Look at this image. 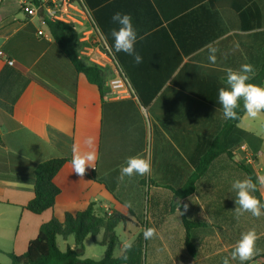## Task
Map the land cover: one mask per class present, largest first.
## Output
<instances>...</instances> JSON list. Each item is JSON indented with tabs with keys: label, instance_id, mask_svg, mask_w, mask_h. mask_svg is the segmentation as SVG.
<instances>
[{
	"label": "crops",
	"instance_id": "crops-1",
	"mask_svg": "<svg viewBox=\"0 0 264 264\" xmlns=\"http://www.w3.org/2000/svg\"><path fill=\"white\" fill-rule=\"evenodd\" d=\"M21 1L30 3L28 0H0V74L6 72L0 83V255L3 257L0 264H10L7 254L23 255L29 242L38 236L41 226L53 217L63 222L66 213L76 214L91 203L96 204V212L100 215L118 211L128 218L124 224L125 233L132 239H119V256L125 252L126 243L132 244L146 228L153 227L157 232L156 237L144 240V264H222L224 257H230L242 233L255 229L260 237L257 248L261 251L246 264L264 263L259 257L264 254V216L256 218L244 213L237 218L236 193L230 202H221L219 197L214 200L212 193L199 190L204 178L197 183L196 191L183 199H178L172 190L167 189L168 186L178 188L185 184L191 154L197 151L202 137L213 138L224 122L221 106L212 105L202 95H196L197 89L195 94L188 91L189 86H195L199 87V93L205 94L201 81L188 79L186 73L178 80L175 77L186 64L227 73L230 68L238 70L242 64L250 63L256 75L264 62V0H255L259 9L249 13H244L249 4L234 9L225 1L210 9L218 12L217 18L231 26L230 32L189 57H184L182 66L167 80L153 102L148 107L137 106L146 126V145L144 152L136 156L147 158L148 147L154 150L153 159L148 158L152 164L150 175L128 177L131 180L124 177L121 180L120 170L125 166L124 162L115 172L102 176L105 183L113 188L112 193L105 184L88 176L94 168H88L86 174L80 177L68 162L54 179L61 190L54 208L40 215L26 208L34 198L30 174L22 166L15 168L19 174L11 172L9 163L4 159L9 153H14L34 166L53 158L72 160L73 149L76 148L80 152L95 151L98 157L96 168L100 157L102 103L97 87L75 71L55 44L48 28L41 25L43 12L30 17L23 12ZM47 1L42 0L43 3ZM162 2L166 12H174L188 3L187 0ZM238 3L240 6V2H236V5ZM156 10L160 13L158 8ZM182 14L169 21L161 15L166 31L163 32V39L167 37L168 43H158L164 52H160L162 61L158 63L154 59L147 67L152 72H158L160 77L174 61L170 51L166 53L171 48L169 38L175 40L170 22L178 20ZM203 17L198 20L205 21ZM257 22L262 23L261 28L242 31L243 25ZM91 26L93 22L89 17L80 30ZM175 29L180 37L186 38L188 35L184 22ZM40 30L44 35H38ZM152 41L157 43L161 40ZM152 43L136 51L141 56L149 55ZM209 46L217 49L215 63L209 60ZM127 57L133 60L129 55ZM8 61L14 65L10 66ZM107 67L115 69L113 62H107ZM136 69H143L142 65ZM220 81L226 86L224 79ZM145 83L152 85L153 81L150 79ZM129 85V94L118 98L112 95L110 84L106 83V99L136 100ZM261 115L252 119L246 113L232 134L233 145H239L233 151V160L248 166L256 180L264 175V113ZM89 138L93 141L91 146L86 143ZM226 159L222 156L216 162ZM153 167L160 168L161 174L156 178L153 177ZM135 183L139 187H146L148 192L151 205L146 211L127 205L130 199L139 200L137 194L133 193L134 189L137 190L132 186ZM143 183L145 185H141ZM152 186L158 190L151 191ZM259 190L264 203V187H259ZM185 204L187 211L184 210ZM184 218L195 224L189 231L191 249L186 243ZM71 237L66 240L58 237V246L62 240L67 242V247L74 248V244L68 243ZM230 264L240 262L236 260Z\"/></svg>",
	"mask_w": 264,
	"mask_h": 264
},
{
	"label": "trees",
	"instance_id": "trees-1",
	"mask_svg": "<svg viewBox=\"0 0 264 264\" xmlns=\"http://www.w3.org/2000/svg\"><path fill=\"white\" fill-rule=\"evenodd\" d=\"M35 6H39L42 0H28ZM225 4L234 9H240L249 4L244 13L257 11L258 3L255 0H187L184 6L176 11H165L162 0H82V5L86 8L96 31L108 46L114 68L118 71L130 89L133 91L132 97L128 100H108L104 88L110 79H113L115 72L110 67L102 68L91 64L80 57L79 32L73 27L55 20H47V28L55 44L63 51L70 61L75 71L83 74L88 83L94 85L99 90L102 103V131L100 143V157L97 167L88 176L107 186L113 193V188L102 179L105 173L116 171L119 166L126 162L128 157L141 154L146 145V126L138 113L137 106L148 107L157 97L164 84L173 77L175 71L182 66L184 57H189L198 50L214 43L231 30V26L217 18L218 12L212 11L216 4ZM221 2V3H220ZM236 2H240L236 5ZM198 5V7H196ZM196 7V8H194ZM159 9L160 13L157 12ZM129 14L136 21L133 25L137 31L136 50L153 42L152 50L149 55L142 56L143 69H136L135 62L127 57L123 52L116 53L112 47L113 40L110 35L111 30L119 26L112 22L114 13ZM179 13H183L178 20L170 22V28L175 34V40L169 38L172 54V65L162 77L158 72H152L149 67L154 59L158 63L162 61L158 43H168V38L163 39L164 17L166 21L173 19ZM204 18L205 21L198 19ZM209 16V18H207ZM188 28L186 38L180 37L176 33V26L183 23ZM262 27L261 22L242 26V31H253ZM167 36V35H166ZM152 40H161L154 43ZM155 44V45H154ZM151 56V58H150ZM157 56V57H155ZM186 73L188 79L202 82L205 94L199 93V87L189 86L187 89L196 95L205 98L212 105L220 106L217 102L218 89L224 87L221 79L226 81V72L210 68L200 67L194 64H186L181 68L180 73L175 78H181ZM6 72L0 74V83ZM117 74V73H116ZM152 79L153 84H146L147 80ZM157 79V80H156ZM156 80V81H155ZM260 86H264V62L259 72L250 81ZM132 113L134 114L132 117ZM247 112L243 109V102L238 109V118L235 120H225L217 135L213 138L202 137L203 141L198 145L197 151L193 152L189 158V165L186 168L187 180L181 187L175 188L168 186L178 199L192 195L197 188V183L208 174L212 165L225 156L231 159L247 177H251L254 182L256 178L252 170L239 161H234V149L239 145H233L232 134ZM2 139L0 136V144ZM10 165L11 172L19 174L15 168L22 166L30 174V181L34 186V198L26 206L30 212L40 215L54 208L56 198L60 194V188L55 184L54 179L63 168L71 162L69 158H53L41 162L38 165L30 163L17 154L9 153L4 159ZM145 185V183L141 184ZM259 188V185H258ZM262 202L260 190L254 193ZM263 203V202H262ZM96 204L91 203L85 210L76 214L66 213L64 221H59L53 217L49 222L43 224L38 236L29 242L27 251L23 255L7 254L10 264H144L145 246L144 235L140 234L131 244L130 249L116 257L115 249L119 244V236L116 229L119 225L127 222V217L118 211L100 215L96 212ZM187 229L186 243L191 249L190 229L193 224L186 218L183 219ZM102 234V241H97L96 237ZM73 236L75 240L74 248L67 247L62 251L57 243V238L62 237L66 240ZM93 237L94 242L105 247V255L101 260L83 258L85 252V240ZM127 259H124V257ZM264 260V254L259 256Z\"/></svg>",
	"mask_w": 264,
	"mask_h": 264
},
{
	"label": "clouds",
	"instance_id": "clouds-1",
	"mask_svg": "<svg viewBox=\"0 0 264 264\" xmlns=\"http://www.w3.org/2000/svg\"><path fill=\"white\" fill-rule=\"evenodd\" d=\"M111 19L114 24L119 26L112 29L110 33L113 40L112 47L115 52H123L131 56L137 65L143 63V57L135 48L137 31L133 25L132 17L129 14L116 12ZM209 52V60L215 63L217 49L209 46ZM254 75L255 68L250 63L242 64L238 70L231 68L227 70L226 86L220 87L217 95V102L222 108L225 120H235L238 118V109L241 107V101L243 102V109L250 118L257 119L264 113V86L250 82L254 78ZM86 143L91 146L93 141L89 138L86 140ZM97 158L95 151L80 152L74 148L71 160L73 172L83 177L88 168L95 169ZM151 171L152 164L150 159L141 156H131L127 158L125 166L121 167L120 179L123 180L124 177L136 175L147 176L150 175ZM258 185L259 187H264V175L258 176L256 182L251 177L233 181L232 188L236 192L235 213L237 218L244 213H250L256 218L264 216V203L254 194L259 190ZM187 208L188 206L185 204L184 210L187 211ZM156 234V229L153 227L146 228L143 232L145 240L155 238ZM258 239L260 237L255 229L242 233L241 238L231 251L230 257H224L222 264H230L231 261L236 260L240 264H246V262L252 260L261 251L257 248ZM131 247V243L125 244V249H130ZM124 259H127V257L125 256Z\"/></svg>",
	"mask_w": 264,
	"mask_h": 264
},
{
	"label": "built area",
	"instance_id": "built-area-1",
	"mask_svg": "<svg viewBox=\"0 0 264 264\" xmlns=\"http://www.w3.org/2000/svg\"><path fill=\"white\" fill-rule=\"evenodd\" d=\"M21 7L23 12L30 17L39 16L43 12L40 23L44 27H47V20L49 19L60 21L76 29L80 34L79 43L81 47L79 54L82 59L102 68L107 67V62H113L112 54L96 31L94 24L88 29L80 30L89 18L86 8L82 5V0H49L45 3L42 2L39 6L21 1ZM38 35L42 36L44 32L40 30ZM7 63L10 66L14 65L12 61ZM116 73L117 76L111 79L109 84L112 95L119 98L129 94V88L124 78L118 74V71Z\"/></svg>",
	"mask_w": 264,
	"mask_h": 264
},
{
	"label": "rangeland",
	"instance_id": "rangeland-1",
	"mask_svg": "<svg viewBox=\"0 0 264 264\" xmlns=\"http://www.w3.org/2000/svg\"><path fill=\"white\" fill-rule=\"evenodd\" d=\"M96 39V38H95ZM116 74V72H115ZM262 116V115H261ZM262 121L264 122V116L262 117ZM154 150H147V158L149 156L153 159ZM161 174L160 168L153 167V177H158ZM246 174L243 170H241L237 165L234 164V162L231 159H226L224 161L215 162L208 174L204 177V179L199 184V190L202 192H209L212 193L214 200L218 199L221 202H228L232 199L234 194L236 193L232 188V183L236 179H244L246 178ZM136 179V178H135ZM127 180H131L130 178ZM160 185H163V183L159 182ZM134 188H137V190L134 189L133 193H136L139 197L138 199L128 200L127 205H131L130 207L140 208L142 211L148 210L151 205V201H148V192L145 190L146 187H139L136 183L132 184ZM139 188V190H138ZM151 191L158 190L155 186H152ZM162 190V189H161ZM143 197V200L140 201V199ZM230 202V201H229ZM129 230H131L130 226H127ZM126 225L121 224L117 227L116 232L119 236V239L124 238V240H131L132 238L130 236H127V233H125ZM97 241H102V235H99L96 237ZM70 245H75V240L73 237H71L68 241ZM67 242H64L60 240V247L62 251H65L67 246ZM106 248L95 243L93 237L89 236L85 240V252L83 255V258H89L94 260H101L105 255ZM120 254L119 245L115 249V256L118 257ZM3 258L0 255V259ZM1 261V260H0ZM1 263V262H0ZM264 264V263H261Z\"/></svg>",
	"mask_w": 264,
	"mask_h": 264
}]
</instances>
